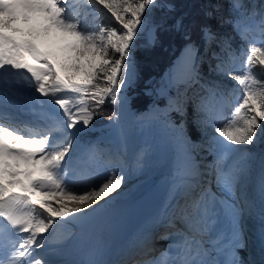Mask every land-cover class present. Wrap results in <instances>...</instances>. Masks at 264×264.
<instances>
[{
  "label": "snow or ice",
  "instance_id": "1",
  "mask_svg": "<svg viewBox=\"0 0 264 264\" xmlns=\"http://www.w3.org/2000/svg\"><path fill=\"white\" fill-rule=\"evenodd\" d=\"M88 5L102 6L119 27L90 29L74 0H0V264H264V80L253 72L264 73V41L249 47L246 70L229 63L250 24L264 35V0ZM173 42L179 55L159 80L143 82L171 156L169 197L148 217L171 229L159 236L167 247L154 254L144 233L128 238L116 261L69 259L108 230L113 206L132 195V175L118 169L77 187L76 164L111 152L113 132L124 137L120 120L140 98L135 50ZM106 103L115 110L98 127ZM146 166L141 152L134 172ZM141 206L133 201L127 212ZM58 229L65 235L54 240Z\"/></svg>",
  "mask_w": 264,
  "mask_h": 264
},
{
  "label": "bare ground",
  "instance_id": "2",
  "mask_svg": "<svg viewBox=\"0 0 264 264\" xmlns=\"http://www.w3.org/2000/svg\"><path fill=\"white\" fill-rule=\"evenodd\" d=\"M79 2H81V1L80 0L76 1V3H79ZM81 6H82V3L79 4V7H81ZM79 7L77 6V9ZM104 18L106 19V22H103L101 20V22H103L104 24L110 25L109 23H107V21L110 20V22H112L114 24V26L119 27V24H117L115 22V20L110 18L108 15L105 14ZM88 25H89V23H88ZM248 34L251 37L256 38L257 40L261 39V32L255 24L249 25ZM246 54H247V51L242 50L240 53L237 54L236 59L229 62L230 65L233 63L235 64L234 71H242V70L246 69V62H245ZM223 82H225L228 87L233 86L235 83V82L230 81V80H225ZM238 94L239 93L237 92L235 95L229 96L228 103L225 107V108H227L226 113L229 114L231 112L232 106L236 100V95H238ZM131 118H132V115L129 113H125L123 115V117L120 120V125L124 131V134H125L124 137L121 138L120 136H118L116 134L114 136V138H108L106 143L114 141L117 143V145L113 149H111V152H109V153L103 152V154L105 155V163H107L108 173H110L113 169L126 171L132 175V180H134L140 174V173L134 172V169H135L137 162H132L130 164V166H128V168L125 169V167H123L125 165L124 160L126 159V155L131 151V147L133 145V144L130 145V143L132 141L133 132L135 131L137 136L141 137V135H142L141 132L145 129V126L140 128V127H138L139 125L136 124L135 127H132L131 126ZM133 129H134V131H133ZM156 130H158V131L160 130V128L158 127V124L156 125ZM160 142H161V139H160ZM105 146H108V145L105 144ZM150 153H151V156H154V159H153V161H151L148 164L146 171H145V174H144V177H143V181H150L151 179L155 178L156 176H165L166 181H169V177L171 175V170H172L170 154L168 153L166 155V157H162L160 154L155 153L154 150H150ZM113 161H118L120 165L112 164ZM94 168L96 170L100 171V165L99 164L95 163ZM103 175H105V174L99 173L96 176L95 180H97L100 176H103ZM167 186H168V184H167ZM168 197H169V192L167 193V195H164L163 198L161 199V202H160L161 206L163 205L165 200L168 199ZM105 199L111 200L112 197H106ZM98 202L104 203L105 200L102 199L101 201H98ZM180 203H183V201L181 200ZM160 207L158 206V207L153 208V210L151 212H149L147 210V213L142 218L141 225L137 229H135V231H133V233L130 235V237H132L133 235H136V234L151 233V243L154 246V248L157 250L156 253H154V254H158L160 250L165 248L163 245H161L163 241L159 239V236L162 233L171 230V229L167 228L165 226V224L151 225L148 223V217H150L154 212L158 211ZM176 223H177L176 224L177 227H182V225H180L179 221H177ZM69 228H71L73 232H76L77 235H79V229L76 226L69 225ZM65 232H66L65 229H58L57 232L55 233V235L53 236V239L54 240L63 239ZM130 237H128V238H130ZM100 246L101 245L99 243V240L96 239L94 236L91 239H89L87 241V243L78 245L79 251L76 253L75 257L70 256L67 258L78 259L79 256H81V257L84 256L86 259L96 258L97 253L95 250L98 248V251H99ZM118 252H119V257L116 260H118L121 256V249L118 250ZM116 260H113V261H116Z\"/></svg>",
  "mask_w": 264,
  "mask_h": 264
},
{
  "label": "trees",
  "instance_id": "3",
  "mask_svg": "<svg viewBox=\"0 0 264 264\" xmlns=\"http://www.w3.org/2000/svg\"><path fill=\"white\" fill-rule=\"evenodd\" d=\"M184 10H188L186 6L184 7ZM97 12L100 13V9ZM192 13L194 16L195 9H192ZM100 14L101 16H104L102 13ZM102 21L106 22V19L103 17ZM249 42L250 39L246 38L245 40H241L240 37L237 36L233 42V48L236 49L237 52L240 48H243L244 46L246 47ZM135 53L137 62L141 70L142 79L136 88V91L140 93V98L138 102L134 104V106H136L137 109L141 111L142 109L147 108L148 104L153 101L152 97H146L143 95L144 80L151 78L159 80L161 75L165 73L166 68L169 67L172 64L173 60L176 58V56L179 55V46L178 43L173 42L171 44L166 43L163 47H157L153 50H145L143 47H138L135 50ZM253 72L258 78L264 80V73H261L258 67L254 66ZM160 102L164 101L160 100ZM114 110V106L106 103L102 106L101 112L96 114L93 124L99 127L109 122L107 117L111 115ZM97 134L98 132L90 133L93 138L96 137Z\"/></svg>",
  "mask_w": 264,
  "mask_h": 264
},
{
  "label": "rangeland",
  "instance_id": "4",
  "mask_svg": "<svg viewBox=\"0 0 264 264\" xmlns=\"http://www.w3.org/2000/svg\"><path fill=\"white\" fill-rule=\"evenodd\" d=\"M80 3H82V6H81V7H79V4H80ZM76 6L79 7V8L77 9V11L80 12L81 15L87 16V22L89 23L88 27H89L90 29H94V28L97 26V24H99V23H103V22H101V20H102V18H103L104 16H101V14H100V13L103 14V11H102L98 6H97V7L100 9V13L96 11V8L89 7L88 2H79V3L76 4ZM103 15H105V14H103ZM107 23H109L110 25H113V26H114V24H113L112 22H110V20L107 21ZM103 24H104V23H103ZM228 30L230 31V29H228ZM262 41H264V35H262V34H261V39H259V40H257L256 38L253 37L252 42H251L248 46H246V47L244 46L243 48H240L239 51H237V52L242 51V49H244L243 51H248V50H249V47H250L252 44H256L257 46H259L260 43H261ZM245 62H246V60H245ZM230 66H231L232 71H234V66H235V64L233 63V64H231ZM245 70H246V69H245ZM222 82H223V81H222ZM223 83L227 86V84H226L225 82H223ZM142 119H143V118H142ZM149 121L152 122L153 119L150 118ZM153 122H154V121H153ZM153 122H152V123H153ZM152 123H151V124H143V126H145V128H151V130H154V129L156 128V125H155V124L152 125ZM109 124H110V122H107V123H105V124H103V125H109ZM103 125H102V126H103ZM141 125H142V124H140L138 127L141 128V127H142ZM107 145H108V146H106V147H109L110 149H113V148L117 145V143L114 142V141H112V142H109ZM241 147H243V146H241ZM94 163L100 165V174H107V173H108L107 163H105V155H104V157L102 156L101 158L95 157V158H94ZM112 164L120 165L118 161H113ZM123 167H125V169L128 168V167H127V162H126V161H125V165H124ZM85 184H86V183H85ZM85 184L80 185V186H77V187H79V188H83V186H84Z\"/></svg>",
  "mask_w": 264,
  "mask_h": 264
},
{
  "label": "water",
  "instance_id": "5",
  "mask_svg": "<svg viewBox=\"0 0 264 264\" xmlns=\"http://www.w3.org/2000/svg\"><path fill=\"white\" fill-rule=\"evenodd\" d=\"M168 68H166L165 72L167 71Z\"/></svg>",
  "mask_w": 264,
  "mask_h": 264
}]
</instances>
